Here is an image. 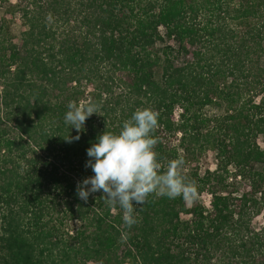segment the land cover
<instances>
[{"label": "trees", "instance_id": "16d2710c", "mask_svg": "<svg viewBox=\"0 0 264 264\" xmlns=\"http://www.w3.org/2000/svg\"><path fill=\"white\" fill-rule=\"evenodd\" d=\"M6 3L0 264H264V0ZM70 101L100 106L72 142ZM144 108L158 113L161 171L182 159L198 199L151 194L129 228L102 192L85 202L76 188L98 135ZM207 151L216 168L202 172Z\"/></svg>", "mask_w": 264, "mask_h": 264}, {"label": "clouds", "instance_id": "9594fccd", "mask_svg": "<svg viewBox=\"0 0 264 264\" xmlns=\"http://www.w3.org/2000/svg\"><path fill=\"white\" fill-rule=\"evenodd\" d=\"M99 107L92 101L68 103L64 122L78 133L75 137L68 136V142L80 139L86 120L97 114ZM157 127L158 113L144 108L125 120L118 134L104 131L98 135L87 149L90 159L85 164L94 175L77 183V196L87 202L91 194L102 192L109 206L119 205L123 222L129 228L137 223L136 206H143L151 194L169 199L180 197L194 203L198 189L194 181L181 175L182 159L169 161L166 170L161 171L154 151L157 140L153 134Z\"/></svg>", "mask_w": 264, "mask_h": 264}, {"label": "rangeland", "instance_id": "374dc122", "mask_svg": "<svg viewBox=\"0 0 264 264\" xmlns=\"http://www.w3.org/2000/svg\"><path fill=\"white\" fill-rule=\"evenodd\" d=\"M15 0H9V2H14ZM8 3L5 4V6H3V4H0V23H1V19L2 16L5 13V7L7 6ZM26 27L23 25L21 19H20V14H16L15 19H14V23L12 24V30L14 35H16V39H19L21 36L22 31L25 29ZM262 64L264 65V58L262 59ZM207 112L209 115H214V114H221L223 113V109L221 108H217V107H207L206 108ZM259 142L262 146H264V139L260 138ZM216 154L214 151H207L206 153H204L200 159V170L202 172H204L206 169L210 168V169H215L216 168ZM200 200L202 201H207L209 200V196L208 194H204L203 196L199 197ZM258 224H261L264 222V213L262 215H260L257 219H256ZM77 223L73 222V224L71 225V227H76ZM70 227V228H71Z\"/></svg>", "mask_w": 264, "mask_h": 264}]
</instances>
